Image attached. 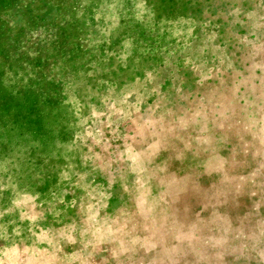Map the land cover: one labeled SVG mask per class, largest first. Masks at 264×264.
<instances>
[{"label": "rangeland", "instance_id": "1", "mask_svg": "<svg viewBox=\"0 0 264 264\" xmlns=\"http://www.w3.org/2000/svg\"><path fill=\"white\" fill-rule=\"evenodd\" d=\"M0 264H264V0H0Z\"/></svg>", "mask_w": 264, "mask_h": 264}]
</instances>
